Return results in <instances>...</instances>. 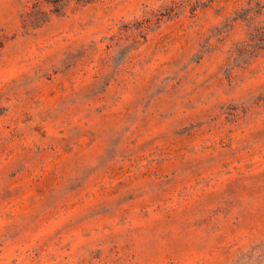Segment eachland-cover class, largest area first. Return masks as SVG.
<instances>
[{"label":"rangeland","instance_id":"374dc122","mask_svg":"<svg viewBox=\"0 0 264 264\" xmlns=\"http://www.w3.org/2000/svg\"><path fill=\"white\" fill-rule=\"evenodd\" d=\"M35 1L0 0V264H264V0Z\"/></svg>","mask_w":264,"mask_h":264},{"label":"trees","instance_id":"16d2710c","mask_svg":"<svg viewBox=\"0 0 264 264\" xmlns=\"http://www.w3.org/2000/svg\"><path fill=\"white\" fill-rule=\"evenodd\" d=\"M41 0H36L35 1V4L37 5L39 2H40ZM45 1H47V2H51V3H53L55 6H61V3L63 2V1H66V0H45ZM75 1H77V2H80V3H91V2H94V1H96V0H75ZM55 12H57L58 13V9H55Z\"/></svg>","mask_w":264,"mask_h":264}]
</instances>
